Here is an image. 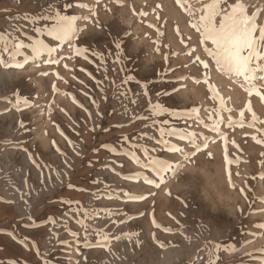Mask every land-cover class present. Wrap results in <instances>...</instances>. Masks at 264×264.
<instances>
[{
	"label": "rangeland",
	"instance_id": "obj_1",
	"mask_svg": "<svg viewBox=\"0 0 264 264\" xmlns=\"http://www.w3.org/2000/svg\"><path fill=\"white\" fill-rule=\"evenodd\" d=\"M207 2L0 0V59L24 64H0V264H264V101L199 42ZM55 12L84 31L4 52L48 46Z\"/></svg>",
	"mask_w": 264,
	"mask_h": 264
},
{
	"label": "snow or ice",
	"instance_id": "obj_2",
	"mask_svg": "<svg viewBox=\"0 0 264 264\" xmlns=\"http://www.w3.org/2000/svg\"><path fill=\"white\" fill-rule=\"evenodd\" d=\"M177 3L181 4V0H177ZM181 6L183 7V4H181ZM198 11L202 14L197 21L192 22L191 26L200 34V43L207 44L210 42L212 45V47H205V51L215 60V64L221 70L243 79L245 82L244 89L249 97L255 94L264 101V91H261L256 83L257 80H264V75H257L258 73H264V65L259 63L264 60V25L257 24L256 14L249 15L246 5L241 2V0H235V3H229L228 0H209V2L205 3ZM95 14V10H92V15L94 16ZM142 15H146V13H142ZM39 19L51 20L53 23L46 29L35 28L34 31H47V34L54 37L57 41H67L71 43L79 32L84 31V29L77 26V20L79 18L76 16L63 15L60 12H55L53 15L39 17ZM85 19H88V17H85ZM151 26L152 25H150V27ZM160 35H163V33H160ZM3 39L4 34L0 33V40ZM157 43L159 42L157 41ZM27 47H31L32 53L36 56L44 52L51 55L56 51L55 48H49L41 40H36L32 44H25L22 40H16L13 42L12 51H9L7 43L3 50L14 60L17 55L21 54L20 49ZM116 47L117 49L120 48L119 43H117ZM73 49L77 56L88 51L87 48L75 45H73ZM157 51H159V48H157ZM93 54L100 55V53ZM189 55H191V53H189ZM197 59L199 60L200 58L197 57ZM48 62L59 63V60L52 59ZM24 63H27V59H25ZM0 64H4L5 67H24L23 63L6 64L3 59H0ZM207 66V64L204 65V67ZM65 67H67V65H65ZM47 74L46 72L41 73V75L45 76ZM57 76H59V74H57ZM128 79H132V77H128ZM145 95H147V93H145ZM24 103L26 104L27 101H24ZM220 103L221 105L224 103L222 98H220ZM150 106L155 114H162V112H157L158 109L167 110L164 109L162 104ZM15 107L17 110H20L19 101ZM246 107L249 112L252 111L250 101ZM240 116L241 120L239 124L243 126V111H241ZM140 118L143 119L144 117ZM252 119L253 121L258 119L254 112L252 113ZM220 122L222 123L223 120ZM228 123L229 126L233 124L231 118H229ZM214 130L219 133L218 125L214 127ZM161 135L163 136L164 133L161 132ZM194 135L195 133H189L187 137L182 138H191ZM159 142L163 143L164 141L161 140ZM257 143H264V140H257ZM194 147L197 149L199 148L198 145H194ZM204 147H207V144H205ZM176 150L179 151L180 149ZM145 152H147L146 149ZM194 154L195 153H193V155ZM134 159H136L137 163H140L139 158L134 157ZM141 166L143 168L151 167L157 173L171 168V165H166L164 162L156 159H151ZM147 182L154 183L152 180H147ZM161 182H163V177H161ZM155 186L159 187L160 185L155 184ZM69 187H71V185H69ZM137 199H143V197H137ZM73 235H75V233H73Z\"/></svg>",
	"mask_w": 264,
	"mask_h": 264
},
{
	"label": "bare ground",
	"instance_id": "obj_3",
	"mask_svg": "<svg viewBox=\"0 0 264 264\" xmlns=\"http://www.w3.org/2000/svg\"><path fill=\"white\" fill-rule=\"evenodd\" d=\"M57 40L54 39V37L50 36L48 47H53L56 44Z\"/></svg>",
	"mask_w": 264,
	"mask_h": 264
}]
</instances>
